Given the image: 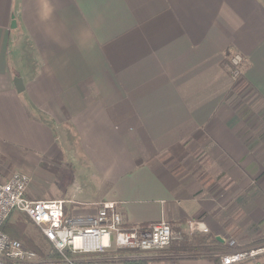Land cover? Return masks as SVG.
Masks as SVG:
<instances>
[{
	"label": "crops",
	"instance_id": "0c3cea01",
	"mask_svg": "<svg viewBox=\"0 0 264 264\" xmlns=\"http://www.w3.org/2000/svg\"><path fill=\"white\" fill-rule=\"evenodd\" d=\"M4 163L71 216L263 224L264 0H0Z\"/></svg>",
	"mask_w": 264,
	"mask_h": 264
},
{
	"label": "built area",
	"instance_id": "2783aa9c",
	"mask_svg": "<svg viewBox=\"0 0 264 264\" xmlns=\"http://www.w3.org/2000/svg\"><path fill=\"white\" fill-rule=\"evenodd\" d=\"M243 58L234 53L230 58L233 78H239ZM28 176L13 172L0 180V264H79L76 255L104 253L115 250L156 252L167 248L179 238L170 223L161 219L148 226L128 227L114 202H100L92 215L71 216L65 213V200L27 196ZM24 214L42 233L46 242L58 253L55 259H41L20 240L3 231V225L13 214ZM187 231L207 233L200 221L187 222ZM79 243L76 244L75 241ZM264 257V245L237 249L223 254L220 264H244ZM163 264H177L167 262Z\"/></svg>",
	"mask_w": 264,
	"mask_h": 264
},
{
	"label": "trees",
	"instance_id": "16d2710c",
	"mask_svg": "<svg viewBox=\"0 0 264 264\" xmlns=\"http://www.w3.org/2000/svg\"><path fill=\"white\" fill-rule=\"evenodd\" d=\"M66 213V211H65ZM67 214V213H66ZM34 225L30 222L28 217L24 214L11 220V218L3 225V231L6 232L10 237L20 240L28 249L35 251L41 259L48 256L46 240L43 237L39 229L29 236L24 229L18 226ZM181 234L179 238L171 240L169 246L161 252L164 259L169 262L179 261L183 259H194L201 258L203 260L211 261L213 264H220V257L223 254L234 251L231 247L226 245L224 242H220L216 239V236L207 232L188 234L179 231ZM264 245V236L258 235L256 238L251 240L248 244H244L243 247L251 248L255 246ZM243 247H237L235 249H243ZM54 251V256L58 257V253ZM134 251V250H132ZM148 258L136 257L130 259L126 264H146ZM80 263L79 264H88Z\"/></svg>",
	"mask_w": 264,
	"mask_h": 264
},
{
	"label": "rangeland",
	"instance_id": "374dc122",
	"mask_svg": "<svg viewBox=\"0 0 264 264\" xmlns=\"http://www.w3.org/2000/svg\"><path fill=\"white\" fill-rule=\"evenodd\" d=\"M227 61L229 62V65H230L229 58L227 59ZM228 72H229V76L232 82V84L229 86V91L233 89L235 90V88H237L239 82L241 81H239L238 77H236V79L233 78L232 70H229ZM13 169H14L13 167L5 163L2 164V166L0 167V170L9 173V175H11L13 172H18V171H14ZM22 172L24 173V171ZM80 181H81V178L77 177L76 186H78V189L81 188ZM70 186H72V189L75 187V185H72V184H70ZM66 207H68V205ZM19 215L21 214H16V213L13 214L11 217V220L18 217ZM18 227H20L21 229L25 228V231L27 232L29 236H31V234L35 231L34 230L35 228L38 229L35 225H34L35 228L31 225L18 226ZM174 231L176 234H179V231L177 230H174ZM181 232L189 234V232H186V231H181ZM221 233H223V237L226 240L224 243L228 245L229 247H231L232 249L237 250L235 248L240 247V246L243 247L244 244H248L249 242H251V240L256 238L258 235L264 236V223L259 226H224V229L221 230ZM180 235L181 234H179V237ZM45 245L47 247L48 256H46L43 259L57 258L54 256V251L52 247L47 242ZM136 257L148 258L149 260L146 262V264H163V263L169 262V261H166V259H164L163 254L161 252H140V251H135V250L134 251L132 250H115L114 251L113 250V251L104 252V253H88V254L76 255L78 263L79 262L80 263L89 262L88 264H126V262H128L130 259H133ZM173 262L178 264V261H173ZM244 264H264V257H261L256 261L247 262Z\"/></svg>",
	"mask_w": 264,
	"mask_h": 264
},
{
	"label": "water",
	"instance_id": "95a60500",
	"mask_svg": "<svg viewBox=\"0 0 264 264\" xmlns=\"http://www.w3.org/2000/svg\"><path fill=\"white\" fill-rule=\"evenodd\" d=\"M12 25H14L13 22H12ZM15 82H16V85H17V82H18V83H21L20 80H19L18 78H16ZM216 239H217L218 241H220V242H223V239H221L219 236H216Z\"/></svg>",
	"mask_w": 264,
	"mask_h": 264
},
{
	"label": "bare ground",
	"instance_id": "6f19581e",
	"mask_svg": "<svg viewBox=\"0 0 264 264\" xmlns=\"http://www.w3.org/2000/svg\"><path fill=\"white\" fill-rule=\"evenodd\" d=\"M75 243H76V244H78V243H79V241H78V240H76V241H75Z\"/></svg>",
	"mask_w": 264,
	"mask_h": 264
}]
</instances>
